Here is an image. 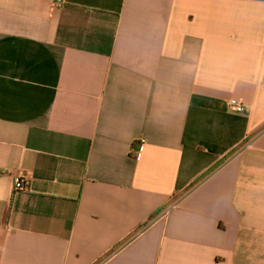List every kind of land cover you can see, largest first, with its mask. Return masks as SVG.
I'll use <instances>...</instances> for the list:
<instances>
[{
	"label": "crops",
	"instance_id": "0c3cea01",
	"mask_svg": "<svg viewBox=\"0 0 264 264\" xmlns=\"http://www.w3.org/2000/svg\"><path fill=\"white\" fill-rule=\"evenodd\" d=\"M0 264H264V0H0Z\"/></svg>",
	"mask_w": 264,
	"mask_h": 264
},
{
	"label": "built area",
	"instance_id": "2783aa9c",
	"mask_svg": "<svg viewBox=\"0 0 264 264\" xmlns=\"http://www.w3.org/2000/svg\"><path fill=\"white\" fill-rule=\"evenodd\" d=\"M229 108L234 111L237 114H245L246 110L243 104H241L240 102L236 101V100H231L229 101ZM137 153H139V150H137ZM26 183L25 181L20 178V177H16L14 179V190L15 192H19V191H23L26 188ZM175 207V205H171L165 209H163V211H161L162 216H166L169 214V212Z\"/></svg>",
	"mask_w": 264,
	"mask_h": 264
},
{
	"label": "trees",
	"instance_id": "16d2710c",
	"mask_svg": "<svg viewBox=\"0 0 264 264\" xmlns=\"http://www.w3.org/2000/svg\"><path fill=\"white\" fill-rule=\"evenodd\" d=\"M222 163H223V162H220L219 165H221ZM219 165H218V166H219ZM218 166H217V167H218ZM215 168H216V167H215ZM215 168H212L207 174L211 173Z\"/></svg>",
	"mask_w": 264,
	"mask_h": 264
}]
</instances>
